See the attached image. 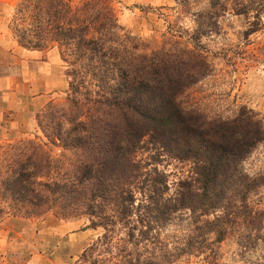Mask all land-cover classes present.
Instances as JSON below:
<instances>
[{"label":"trees","instance_id":"obj_1","mask_svg":"<svg viewBox=\"0 0 264 264\" xmlns=\"http://www.w3.org/2000/svg\"><path fill=\"white\" fill-rule=\"evenodd\" d=\"M188 10L190 0H175ZM194 28L170 23L147 46L119 23L112 0H19L12 29L26 50H56L69 90L36 120L59 141L52 157L41 140L0 145V220H84L100 231L75 264H225L222 245L240 258L264 245V212L249 201L264 185L241 168L264 141L251 109L211 117L190 92L213 76L205 39L218 33L223 0H206ZM235 15L262 26L264 0H236ZM187 163L190 175L170 193L163 162ZM253 264H264V255Z\"/></svg>","mask_w":264,"mask_h":264},{"label":"rangeland","instance_id":"obj_2","mask_svg":"<svg viewBox=\"0 0 264 264\" xmlns=\"http://www.w3.org/2000/svg\"><path fill=\"white\" fill-rule=\"evenodd\" d=\"M74 5L82 0H71ZM228 9L219 17L218 33L204 40L213 76L191 92L194 104L209 116L233 118L242 107L251 109L264 125V11L262 26L247 36L252 16L235 15L236 0H223ZM19 0H0V145L22 140H41L53 158L60 157L62 147L57 139L47 140L36 120L49 103H62L69 90L64 63L49 52L28 56L20 49L12 29L15 7ZM119 23L147 46L160 45L170 23L193 29V14L207 7L206 0H190L188 10H180L175 0H112ZM232 5V6H231ZM43 64L42 62H48ZM187 163L166 161L159 169L168 176L170 193L179 180L190 175ZM241 168L264 183V141L257 145ZM249 201L264 212V185ZM84 220H24L3 215L0 220V264H75L82 252L100 231L83 230ZM225 264H253L264 255V245L240 258L236 240L222 245ZM182 264H202L192 258Z\"/></svg>","mask_w":264,"mask_h":264},{"label":"crops","instance_id":"obj_3","mask_svg":"<svg viewBox=\"0 0 264 264\" xmlns=\"http://www.w3.org/2000/svg\"><path fill=\"white\" fill-rule=\"evenodd\" d=\"M20 47V46H19ZM21 50H23V52H25L26 54H28V56H33V54H40L42 52H39V51H30V50H26V49H23L20 47ZM59 56L58 52L56 50H51V52H49V56ZM60 59V57H59ZM43 64H48L49 63V59H48V62H42Z\"/></svg>","mask_w":264,"mask_h":264}]
</instances>
